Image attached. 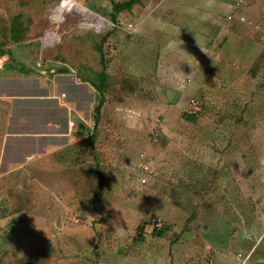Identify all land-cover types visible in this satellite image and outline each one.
Masks as SVG:
<instances>
[{"label":"rangeland","instance_id":"rangeland-1","mask_svg":"<svg viewBox=\"0 0 264 264\" xmlns=\"http://www.w3.org/2000/svg\"><path fill=\"white\" fill-rule=\"evenodd\" d=\"M61 1L0 0V264H264V24L175 72L160 0Z\"/></svg>","mask_w":264,"mask_h":264},{"label":"crops","instance_id":"crops-1","mask_svg":"<svg viewBox=\"0 0 264 264\" xmlns=\"http://www.w3.org/2000/svg\"><path fill=\"white\" fill-rule=\"evenodd\" d=\"M235 3L236 0H160L156 10V14L160 16L158 22L151 25L149 20L141 21L140 27L146 29L148 25L151 26L156 36L155 44L160 50L165 51L164 45L174 46L166 50V53L173 55L170 59L174 60L175 72H191L190 65L195 59L194 46L197 45L220 47L212 50L213 55H208L210 70L215 67L219 72H237L238 66H229V62L218 65L213 58L220 50L233 55L235 46L240 41L244 47L242 49L238 45V54L243 53L245 58H254L257 55L260 42L258 35L252 31L256 32L264 24V0H247L246 4L237 9L234 8ZM229 15L231 18L227 19ZM222 20L224 22L221 24ZM246 20H251L256 26L249 25ZM245 38L247 39L244 42ZM208 51L209 49L203 55L207 56ZM197 54L201 55V52ZM194 121L195 118L191 122Z\"/></svg>","mask_w":264,"mask_h":264},{"label":"built area","instance_id":"built-area-1","mask_svg":"<svg viewBox=\"0 0 264 264\" xmlns=\"http://www.w3.org/2000/svg\"><path fill=\"white\" fill-rule=\"evenodd\" d=\"M67 1H71V4L67 3ZM72 1L73 0H62L59 3L58 8L56 9L58 14H62L63 12L65 13L67 12V10H74L76 13L78 12L79 14L82 15V24L84 25V28L92 29L96 32H108L110 30H114L119 27V24L117 22L104 18L103 16L93 11H90L86 7L84 8L81 5L78 6L76 2L74 4V2L72 3ZM246 2L247 0H236L234 8L237 9L238 7L246 4ZM230 18H231V15L227 16V19H230ZM246 21L249 25L256 26V24L253 23L251 20H246ZM126 27L127 29H130L132 27V24L129 23L126 25ZM192 103L193 105H196L197 101L192 100ZM139 167L142 168L143 170L148 169L147 165H144L142 163L140 164ZM247 238H250V237L247 236ZM236 260L239 262V264H246V261H247L246 256L245 255L242 256L241 253L237 255Z\"/></svg>","mask_w":264,"mask_h":264},{"label":"trees","instance_id":"trees-1","mask_svg":"<svg viewBox=\"0 0 264 264\" xmlns=\"http://www.w3.org/2000/svg\"><path fill=\"white\" fill-rule=\"evenodd\" d=\"M137 2V0H127L125 2H122V3H114L113 6H112V17L114 18L116 14H118L119 12L121 11H124V10H129L133 4H135ZM51 9V8H50ZM49 9V10H50ZM112 21H115V18L114 19H111ZM14 32H16L17 34L20 32V30H18V28H14ZM19 38V37H18ZM17 38V39H18ZM16 39V38H15ZM46 43V42H45ZM48 45V44H47ZM44 48H47V46L45 45ZM47 58H45V55L42 56V61L46 60ZM96 89L98 91H101L100 90V86H96ZM101 101H99L98 105L95 107V112L98 113L99 110H100V107H101ZM187 120L189 121H193L194 120V116H185ZM137 231H139V234L142 232L141 231V228L140 227H137ZM161 234V230H156L154 228L153 230V235L154 236H159Z\"/></svg>","mask_w":264,"mask_h":264}]
</instances>
